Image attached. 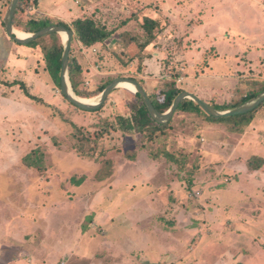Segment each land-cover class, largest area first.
Wrapping results in <instances>:
<instances>
[{
  "label": "rangeland",
  "instance_id": "374dc122",
  "mask_svg": "<svg viewBox=\"0 0 264 264\" xmlns=\"http://www.w3.org/2000/svg\"><path fill=\"white\" fill-rule=\"evenodd\" d=\"M10 1L0 79H23L43 103L0 83V264H264V168L248 166L264 157V105L243 132L177 111L152 138L116 124L94 139L134 114L137 92L120 86L96 110L71 103L41 48L7 36ZM85 12L119 28L92 47L73 41L89 94L125 76L148 94L176 81L223 104L264 85V0H27L20 15L72 25ZM145 16L160 26L141 50ZM38 147L43 170L22 160Z\"/></svg>",
  "mask_w": 264,
  "mask_h": 264
},
{
  "label": "trees",
  "instance_id": "16d2710c",
  "mask_svg": "<svg viewBox=\"0 0 264 264\" xmlns=\"http://www.w3.org/2000/svg\"><path fill=\"white\" fill-rule=\"evenodd\" d=\"M26 1L27 0H19L17 11L14 17L15 28L24 32L32 33L51 24H63L74 30L73 41L78 40L82 45L92 47L98 43H104L119 29L117 27L110 26L106 21L101 22V20L97 19L95 15L88 12L82 13L73 18L71 20L72 25H69L63 20H55L54 17H51L49 15L31 17L24 23L22 22L20 13ZM126 23L131 24L133 23V21L128 20V22L126 21ZM141 26L144 31V41L141 43V50H144L155 40V30L160 26V22L158 21V19L145 16ZM27 45L33 48H41L46 63V70L54 80L57 87L61 89L60 73L62 68V55L64 52V43L62 36L57 32H53L31 41ZM82 75V65L70 54V80L72 87L78 96L88 98L91 96L100 95L108 86V84L115 78H109L98 88L97 91L89 94L88 92H85L80 88ZM0 83H4L11 87L18 86L27 97L38 103H43L42 97L34 94L30 86L23 79H14L12 81H2V79H0ZM263 90L264 85L259 88L254 87L245 96H243L241 100L235 102L223 104L216 103L213 100H208V102L219 110H228L240 105L241 103L249 100L252 97H255ZM183 91L185 90L179 87L176 81H168L160 91L149 94V96L153 104L159 111L166 112L171 108L175 98ZM136 97L138 98L139 103L134 105V114L131 117H123L120 115L117 116L116 123L110 122L105 124V126H103L101 130L94 133L93 138H101L102 136H104V134L109 133L111 130L116 128L117 125L124 131H136L138 133L148 134L150 138H152L158 132L163 133L165 127L168 126L169 123H157L150 116L146 105L144 104L143 99L141 98L139 93H136ZM263 105L264 102L256 109L247 113L228 117H213L207 114L195 101L187 98L179 104L176 112L185 111L194 113L198 116H203L205 120L227 124L230 125L232 127V130L234 131L243 132V128L252 122V120L256 116V113ZM72 124L77 128L78 137H80L81 140L89 138L88 136H84L83 134L81 135L82 129L75 123ZM162 154H164L168 159L172 161H179L176 159V156L168 150L163 151ZM156 156H158V154L155 153L154 157ZM22 160L23 163L28 167L36 168L38 170H43L45 168V153L39 147L24 155ZM248 166L251 170L263 169L264 157L254 156L252 159H250V161H248ZM84 181L85 176H82L80 178H72V182L75 185H81Z\"/></svg>",
  "mask_w": 264,
  "mask_h": 264
},
{
  "label": "water",
  "instance_id": "95a60500",
  "mask_svg": "<svg viewBox=\"0 0 264 264\" xmlns=\"http://www.w3.org/2000/svg\"><path fill=\"white\" fill-rule=\"evenodd\" d=\"M19 0H11L9 7L6 11L4 17V25L6 29V33L9 38L13 39L15 42L23 45L29 44L31 41L41 37L48 35L53 32L59 33L61 36L63 33H66L67 39L63 40L64 43V52L62 55V68L60 73L61 78V92L67 99L76 105L77 107L84 110H96L99 109L107 100L108 96L112 91L116 88L122 86L124 82H130L136 87V92L140 94L143 99L144 104L150 114V116L157 123H166L170 121L179 107V104L184 99H192L195 101L207 114L213 117H228L234 116L242 113L250 112L257 107H259L264 102V90L257 94L255 97L250 98L249 100L241 103L240 105L228 109V110H219L215 108L212 104L202 99L197 94L190 91L181 92L174 100L171 108L166 112L159 111L155 105L153 104L148 92L144 88V86L136 79L131 77L119 76L114 78L108 86L104 89V91L98 95V100L96 103H88L84 102L80 96H78L71 84L70 80V54L71 48L73 44V36L74 30L70 27H67L63 24H51L46 26L36 32L29 33V36L26 38H20L16 33V28L14 26V17L17 11Z\"/></svg>",
  "mask_w": 264,
  "mask_h": 264
},
{
  "label": "bare ground",
  "instance_id": "6f19581e",
  "mask_svg": "<svg viewBox=\"0 0 264 264\" xmlns=\"http://www.w3.org/2000/svg\"><path fill=\"white\" fill-rule=\"evenodd\" d=\"M16 33H17V35L20 37V38H26V37H28L29 36V32H24V31H21V30H18V29H16ZM62 38H63V40H66L67 39V35H66V33H63L62 34ZM122 87H124V88H126V89H128V90H130V91H132V92H136V87L132 84V83H130V82H124V83H122ZM82 98V100L84 101V102H88V103H96V101L98 100V97H96V98H84V97H81Z\"/></svg>",
  "mask_w": 264,
  "mask_h": 264
},
{
  "label": "crops",
  "instance_id": "0c3cea01",
  "mask_svg": "<svg viewBox=\"0 0 264 264\" xmlns=\"http://www.w3.org/2000/svg\"><path fill=\"white\" fill-rule=\"evenodd\" d=\"M5 32H6V29H5ZM8 36V35H7ZM11 39V38H10ZM13 40V39H12ZM208 102V100H206Z\"/></svg>",
  "mask_w": 264,
  "mask_h": 264
}]
</instances>
